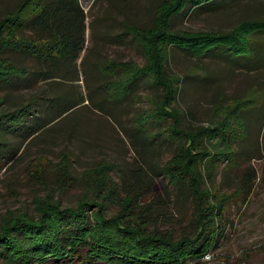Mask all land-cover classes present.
I'll return each instance as SVG.
<instances>
[{"label": "rangeland", "instance_id": "rangeland-1", "mask_svg": "<svg viewBox=\"0 0 264 264\" xmlns=\"http://www.w3.org/2000/svg\"><path fill=\"white\" fill-rule=\"evenodd\" d=\"M21 1L0 0V19ZM79 3L87 16L86 48L79 60H71L72 65L49 82L30 81L29 77L17 78L13 84V78L9 84L0 82V112L12 111L29 100L34 101L36 112L25 116L23 125H16L11 132L0 129V226L19 214L36 218L41 204L47 201L59 202L63 208H75L87 201L91 203L89 211L100 209L107 218L117 217L119 203L115 197H107L100 184H117L122 198L125 190L149 172L157 183L155 191L163 194L164 201L151 202L145 210L137 207L135 216L142 215L149 231L174 240L191 235L197 205L194 196L182 184L171 185L167 196L163 187L167 180L156 176L172 159L175 143L167 136L172 119L149 125V132L157 134V139L151 150H141L142 156L136 151L139 133L133 138L134 130L146 125L150 101L161 97V89L144 80L122 96H108L103 89L106 77L115 82L110 83L114 87L120 84L117 81L124 69H115V63H130L127 72L147 64L142 39L133 37V29L152 27L162 0ZM213 8L175 16L172 30L228 31L241 20L264 18V0H217ZM17 36L34 34L19 29ZM1 57L21 73L34 68V60L21 50L5 49ZM165 69L171 75L189 74L184 76L173 104L182 114L184 128L214 120L216 102L251 103L243 113L245 125L242 116L236 123V152L230 159L216 162L213 182L206 183L212 188L214 200L225 199L216 248L185 264H264V71L251 72L209 57L198 59L179 50L170 51ZM103 70L113 71V75ZM199 73L210 77L204 79ZM30 130L35 133L29 134ZM102 165L111 166L106 175L96 173ZM83 259L82 254L80 258L44 264H106L85 263ZM0 264L12 263L0 254Z\"/></svg>", "mask_w": 264, "mask_h": 264}, {"label": "trees", "instance_id": "trees-1", "mask_svg": "<svg viewBox=\"0 0 264 264\" xmlns=\"http://www.w3.org/2000/svg\"><path fill=\"white\" fill-rule=\"evenodd\" d=\"M216 2L162 0L154 25L133 29V37L138 41L142 39L147 64L141 68L132 67L127 72L130 63H115L112 65L115 69H124L117 81L120 84L114 87L110 83L115 82L106 77L103 88L111 97L126 94L142 80L161 89V97L150 101L146 125L134 130L133 138L139 133V146L135 145L137 142L133 138L132 143L142 156L144 152L141 150H151L150 145L157 139V134L149 132V125L172 119L167 130V136L175 143L172 159L156 172V176L167 180L163 186L167 196L168 188L174 184H182L194 196L197 205L193 233L174 240L165 234L149 231L142 215L135 216L133 211L137 207L145 210L152 203L164 201L163 194L155 191V179L146 172L143 179L138 178V183L125 190L122 198L118 196L117 184L108 187L104 182L100 184L106 196L115 197V202L119 203L121 211L117 217L107 218L100 209L89 211L91 203L87 201L75 208H63L59 202L47 201L41 204L36 218L25 214L9 217L0 226V254L8 262L44 264L67 257L80 258L83 254L85 263L185 264L216 248L225 199L214 200L212 188L206 183L213 182L212 170L216 162L230 159L236 152L234 142L239 139L234 135L238 129L236 123L242 116L241 123L245 125L247 120L243 113L250 109L251 103L247 100H235L233 105L216 102L214 112L217 117L214 120L196 128H184L182 114L173 108V104L177 101L183 79L189 74L171 75L165 69L170 51L179 50L198 59L209 57L246 70H264L261 43L264 42V18L241 20L228 31L172 30L175 16L183 12L188 15L204 10L209 12ZM86 17L79 0H22L0 19V82L9 84L13 78V84L17 78L24 80L28 77L30 81L49 82L59 78L58 73L69 68L71 60H79L80 53L86 48ZM19 29L29 30L34 37L18 38ZM10 48L26 52L34 60L33 69L22 68L25 76L1 57L5 49ZM104 72L113 75V71ZM198 75L204 79L210 77L208 74ZM33 106L34 101L29 100L12 111L0 112V129L11 132L16 125H23L21 121L25 116L36 114ZM34 133L33 130L29 132ZM110 168L102 165L96 173L106 175ZM148 198L152 201H147Z\"/></svg>", "mask_w": 264, "mask_h": 264}, {"label": "crops", "instance_id": "crops-1", "mask_svg": "<svg viewBox=\"0 0 264 264\" xmlns=\"http://www.w3.org/2000/svg\"><path fill=\"white\" fill-rule=\"evenodd\" d=\"M264 41V40H263ZM263 45H262V47H263V49H264V42H261ZM254 70H256V71H261V69H258V68H255V69H251V72H253ZM262 71H264V70H262Z\"/></svg>", "mask_w": 264, "mask_h": 264}]
</instances>
